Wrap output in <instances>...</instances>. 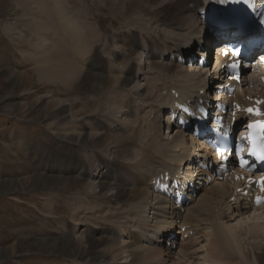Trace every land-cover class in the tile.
I'll return each instance as SVG.
<instances>
[{"label": "rangeland", "instance_id": "rangeland-1", "mask_svg": "<svg viewBox=\"0 0 264 264\" xmlns=\"http://www.w3.org/2000/svg\"><path fill=\"white\" fill-rule=\"evenodd\" d=\"M183 6L184 0H0V264L84 263L87 256H71L70 252L53 247L55 241H62L68 236L82 240V247L86 248L95 245L93 240L103 236L104 244L97 246V250L115 251L120 245L129 247L133 244L127 229L122 231L117 225H106L99 219L88 225L75 226L72 224V214L82 203L85 207L93 203L90 210H93L92 206L96 209L105 207L104 199L100 200L99 195H94L95 191L98 193L101 190V196L106 198L127 188L123 186L125 177L129 175L130 159L115 156L118 148L112 145V141L114 135H130L127 125H132L135 115L139 114L137 116H142L141 122L145 121V114L150 108L143 110L141 102L152 95L155 98L164 82L155 79L156 74L152 71L151 63L155 59L147 56V33L156 38H161V35L166 38L168 35L184 39L183 35L188 32L176 28L177 22L183 15L191 13L180 8ZM58 7L63 12H59ZM194 17H190V21L196 27ZM71 19L82 22L87 28L94 26L97 32V39L91 38V45L83 57V72L87 75L84 74L74 86L39 80L36 71L42 66L41 60L46 55L37 49L40 35L35 33L38 32L35 21H44L47 26L51 25L49 30L54 27L55 32L60 31L53 35L50 32L53 44L58 36L63 35L61 41L71 38L68 36L71 34L65 31L62 34L67 21ZM31 21L35 25L29 23ZM66 26L72 29L70 24ZM167 43L175 44V41L165 39L163 44ZM73 50L75 46L72 45L62 49L64 54ZM168 60L166 58L165 62ZM119 75L127 76V83L109 87L108 79ZM214 80L212 84L217 86L220 80ZM153 86L160 87L151 93ZM206 88L207 96L211 95L213 88ZM153 98L146 100L147 105H156ZM114 101L121 105L115 108ZM130 106L132 113H129L128 119L126 111ZM161 112L157 108L153 110L143 129L148 121L154 125L158 115L160 122L156 125H159L164 143L167 141L165 139L171 141L179 134L175 124L164 127ZM119 124L126 125L121 128ZM173 125L174 131L169 132ZM73 130L76 134L69 135ZM179 133L188 139L184 132ZM91 135H104L110 140L101 145L95 144L85 139ZM190 149H193L192 145ZM186 170L187 165L183 171ZM96 172H101V177L92 178ZM214 182L217 184L220 180ZM149 189L150 195L146 201L151 203V207L146 208V215L154 223L156 215L152 207L156 203L153 200L155 194L152 195ZM202 193L203 190L193 205H190L191 202L184 206L185 212L200 204ZM127 198L125 196L110 204L120 207ZM256 210L254 217L242 218L229 215V211L224 209L227 218L223 220L234 229H248L253 222H264V208ZM203 216L199 222L203 224L200 229H204L194 246L198 249V254L193 256L198 259L196 264L204 263V249L199 248L206 243V239L201 235L207 230L208 222L214 220L213 216ZM98 226L102 228L96 229ZM241 234L240 231L237 236H241L244 250L257 243L264 246V237L255 239ZM175 235L179 236V233ZM172 239L178 243V238ZM45 240L52 248L39 249V242ZM175 246L180 251L179 243ZM176 249L170 250L174 257L177 256ZM109 254L108 264H129L131 260L129 251L124 254L116 252L117 258Z\"/></svg>", "mask_w": 264, "mask_h": 264}, {"label": "bare ground", "instance_id": "bare-ground-1", "mask_svg": "<svg viewBox=\"0 0 264 264\" xmlns=\"http://www.w3.org/2000/svg\"><path fill=\"white\" fill-rule=\"evenodd\" d=\"M216 1L217 0H184V6L180 8H184V10H186L185 12H190L191 14L183 15V17L177 22L178 24L176 27L179 30L188 32L187 34L183 35L184 39L168 35L166 38H163L162 35L161 38H156L155 36H151L150 32L147 33L149 39H147V56L155 59L151 63L154 68H152V71L154 70L156 74L155 79L164 81L162 82L161 89H159L157 95H155V98L152 97L153 95L151 96L153 99H155V106L152 104L147 105L148 102H146V100L152 99L151 97H146L141 102L143 110L150 108L145 114L147 116V120H149L150 115L153 113V110H156V108L158 112H161L164 109L172 108L171 103L175 100L183 101L191 99L192 97L203 99L212 98L207 96L206 87L213 88V90L210 91L211 93L218 90L221 81L217 83V86L213 85L212 82L214 78L221 80L223 76L222 73L212 77L209 75V72L206 68L192 69L191 67L190 69H182V64L176 59L178 56L177 53L180 52L182 54H188L193 45L199 46L202 45V43L203 45H206V47L209 45L208 42H211V39L208 36L209 33L206 31V28H203L205 26L202 20L201 11L207 9L210 2ZM58 10L59 12H63L61 11V7H58ZM190 17H194L195 23L197 24L196 27H194L191 23ZM67 22L68 23H66V25L70 24L72 29H68L65 25L66 29L62 27V34H64L65 31L68 34H71L68 35L71 36V38H69V40H65V38H63V41H61L63 35L58 36L55 39L56 42L53 43L54 41L51 40L50 32L52 31V35L54 34V27H52V30H49L51 25L47 26L44 21H35L36 27H38V32L35 33H39L40 35V42L37 46V49H39L40 52L42 51L41 54L46 55L41 60L42 66L36 71L38 73V78L41 81L49 80L51 82L64 84L66 86H74L83 78L84 74H86L83 72L82 67V62H84L85 59L83 57H85V52L91 43V38L97 37L96 29L93 28L94 26L87 28L82 22L80 23L77 21V23L74 22L73 19ZM29 23L35 25L34 21L33 23L32 21ZM57 32L58 31L55 33ZM165 39H168V41L174 40L175 44H163ZM51 41H53L52 43L55 44V46L51 44ZM69 45L75 46V50H73L74 52L69 53V51L67 54H64V50L62 51V49L66 47L69 48ZM43 48L44 50H41ZM170 54H173V56L169 57ZM196 54L199 56L200 53L197 52ZM166 58H174V61L168 60L165 62ZM178 68H181L179 69L180 71ZM165 75L166 78H163ZM127 78V76L122 77L119 75L108 79L109 84L107 82L106 83L109 85V87H112V85L119 83H127ZM170 80L173 83H171ZM159 85H161V83H159ZM158 87L160 86H153L151 93H153L155 89L158 90ZM214 88H217V90ZM137 94L139 93L137 92ZM217 98L219 97H213L212 101H217ZM119 105H121L119 102L114 101L115 108H117ZM126 112V117L129 119L128 115L129 113H132L131 106L130 108L128 107ZM125 113L120 114L123 115ZM137 115H135L136 117L133 120L131 119L133 121L132 125H127L129 126L128 130H130V135L126 136L119 133L120 135H117L116 137L114 135V138L111 137L113 138L112 145L118 148V154L116 153L115 156H123L122 158L130 159L131 161H129V163L127 162L129 165V175L125 177V185L123 186H127V188H124L121 192H117V190V193L114 192L106 198L101 196V190H99L98 193L95 191L94 195H99L98 198H100V200L104 199L105 204L107 205H105V207L102 209H96L94 206H92L91 208L93 210H90L89 207L93 203H89V205H87L89 207H85L84 203H82L81 207H77L72 214V224L75 226L88 225L95 221V219H99L101 220L100 222H105L104 224L106 225H117L122 231L127 229V235L130 236L129 238H133V244L129 247L124 245L122 247L120 245L119 249H116L115 251H111L110 249L97 250V246L104 244L105 238L103 236L100 239H94L93 244L95 245L92 244L93 246H89L88 248L82 247V240L68 236L62 241H55V245H53V247L58 250L70 252L71 256H87V260L81 264H108L106 262H108V256H110L109 253L114 254L116 257V252L118 251L123 254L128 251L130 252L131 260L129 259V264H196L198 259L193 258V256L198 254V249H195L194 246L197 243V240L200 238L199 234L203 232V227L200 229L201 225L203 226V224L199 222V219L203 215H209L213 216L212 218H214V220L208 222L209 225L207 230L201 235V237L206 239V243L201 245L199 248L204 249L203 264H264V246L260 243H257L251 246L248 245L249 248L244 250L242 240L240 239L241 236H237L241 231L242 234H245L249 238L257 239L259 237H264V222L256 221L255 223L253 222L252 224H249L248 229L244 228L239 230V227H237V230L234 229L230 223L228 224V222H225V219V221L223 220V218L226 217L224 209L229 211V215H237L242 218L247 216L251 218L255 216L256 213L254 212H256V209L258 208H252L249 202L244 200L243 197L241 198V196L238 194L234 195L232 184L226 180H220V182L217 184H215V180L207 185L204 184V182H207V173L198 169L197 164L200 159H198L197 156L204 158L208 152L206 150L199 149L200 144L197 140L192 139L190 136L188 139H186V137L181 135L179 133L180 131L176 129V132L179 135H176L171 141L165 139L167 141L162 143L164 139H162V136L159 133V125H156L157 122H160L158 115L155 117L156 123L154 122L155 124L153 123L154 125H151V123L149 124L148 121L149 126L147 125L144 129L143 126L147 123V120L144 119L145 121L141 122L142 116L140 117ZM167 115H170L167 117V125L171 126L172 124H175L172 121L171 113H168ZM121 116L119 118H121ZM71 125H73V123H71ZM119 125H121V128H123L126 124H124V126H122V124ZM74 134H76L74 130L69 133L71 136H74ZM85 139L91 140L95 142V144L99 145H101V143H106L107 140H110V138L108 139L107 136L104 135H91L89 138L85 137ZM190 145L196 149L198 147L197 151L195 152L196 155L193 152L195 150L192 151L190 149ZM104 147H106V145ZM180 151L182 152L180 153ZM200 152L201 154H199ZM185 165H187V170L183 171ZM166 172H170L171 174L184 173L186 175H190L191 179H194V174L197 175L195 180L197 185L196 188L199 190V192L203 190L204 193H202L203 195L199 200L200 204H198V206L195 205L196 207L193 208L194 210L188 209L187 212L182 213L180 209L172 204L171 200L166 199L161 195L155 194L152 184H149L151 183L150 180H153L158 175L165 174ZM100 174L101 172H96L95 176L91 177L99 178L101 177ZM149 188L152 190V195L155 194L153 196V200L156 201V203H153L154 205L152 207L153 214L156 215V221H154V223L153 220L150 221V216L148 217L146 215V208L148 210V208L151 207V203L146 201L150 195ZM125 196H128V198L125 203L120 205V207H115L110 204V202H118ZM233 196L234 199L232 200ZM193 201H195V198ZM177 219L180 220L176 221ZM207 220L209 219L207 218ZM183 226L186 227L185 230L180 231V228ZM95 228L99 230V228L102 227L98 226ZM173 228H177L176 231H173L174 234L179 233V236H173L178 238L179 243L180 251H177V256L175 255L176 257L172 256L170 248L166 245V241L170 239L169 237L172 234ZM190 232H192V234ZM117 235L119 236L121 234ZM155 235H157L156 238H154ZM122 239L123 238H121V240ZM201 239L202 241L204 240L203 238ZM162 240L163 245L161 244ZM46 243V240L39 242V249L52 248L51 244ZM173 243L175 245L178 244L175 242V240H170V244L172 245ZM127 262L128 260L125 263Z\"/></svg>", "mask_w": 264, "mask_h": 264}]
</instances>
